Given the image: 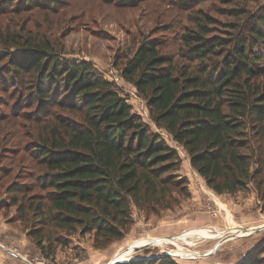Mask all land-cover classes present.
Wrapping results in <instances>:
<instances>
[{
	"label": "trees",
	"instance_id": "obj_1",
	"mask_svg": "<svg viewBox=\"0 0 264 264\" xmlns=\"http://www.w3.org/2000/svg\"><path fill=\"white\" fill-rule=\"evenodd\" d=\"M137 1L115 0L127 6ZM203 1L180 4L189 8ZM235 2H226L234 4L223 31L208 14L193 15L194 27L181 37L179 62L146 40L120 74L145 101L152 125L184 150L218 195L249 185L264 192V7L253 13ZM13 44L19 52L6 51L11 74L4 77L25 84L31 98L25 106L35 110L29 120L43 125L25 145L41 168L34 185L14 183L7 194L20 218L30 214L38 222L31 237L39 248L44 239L51 248L50 234L63 246L59 234L76 232L92 233L94 246L104 248L127 234L133 206L157 214L187 196L186 180L177 173L179 153L132 112L116 83L90 61L63 57L46 44ZM22 74L28 75L24 81ZM0 84L6 86L4 79ZM32 189L39 193L28 195ZM115 264L179 263L162 255ZM238 264L264 259L253 250Z\"/></svg>",
	"mask_w": 264,
	"mask_h": 264
},
{
	"label": "rangeland",
	"instance_id": "obj_2",
	"mask_svg": "<svg viewBox=\"0 0 264 264\" xmlns=\"http://www.w3.org/2000/svg\"><path fill=\"white\" fill-rule=\"evenodd\" d=\"M28 1L0 0V78L6 83L0 84V264H107L115 259L165 254L179 264H238L253 250L264 259V228L246 234L249 227L264 224V192L249 185L234 194L214 193L190 166L184 150L152 125L145 101L120 75L126 59L146 40L159 43L160 53L179 62L181 37L194 27L193 15L199 10L208 14L220 23L215 29L223 31V23L232 20L228 9L234 3L205 0L188 8L180 0H138L130 6L115 0ZM235 3L253 13L264 7V0ZM219 33L212 30L214 35ZM26 39L46 44L63 57L88 60L116 83L132 112L179 153L177 173L186 180L187 196H178L174 206L157 214L133 206L127 234L104 248L94 246L92 233L79 232L59 234L66 241L63 246L50 234L51 248L49 239L39 248L31 237V230L40 227L38 222L30 214L20 218L17 205L7 194L14 183L32 187L41 169L25 145L43 122L29 120V113L35 110L25 106L31 101L25 84L7 83L4 77L11 74L6 51L19 52L13 41L22 44ZM22 77L24 81L28 75ZM60 113L54 110V114ZM47 119L52 121L48 116L43 118ZM32 193L39 192L32 189L28 195ZM44 229L43 233L51 230Z\"/></svg>",
	"mask_w": 264,
	"mask_h": 264
},
{
	"label": "water",
	"instance_id": "obj_3",
	"mask_svg": "<svg viewBox=\"0 0 264 264\" xmlns=\"http://www.w3.org/2000/svg\"><path fill=\"white\" fill-rule=\"evenodd\" d=\"M262 228H264V224H262V225H260V226H257V227H254L251 231H252V233L253 232H255V231H257V230H260V229H262ZM221 242V241H220ZM219 243H217V245H218ZM216 245V246H217ZM216 246H214V248L210 251V252H212L215 248H216ZM166 255V254H165ZM205 255H208V254H205ZM132 259H134V258H127V259H115V260H112V261H110L109 263H107V264H115V263H117V262H126V261H130V260H132Z\"/></svg>",
	"mask_w": 264,
	"mask_h": 264
},
{
	"label": "crops",
	"instance_id": "obj_4",
	"mask_svg": "<svg viewBox=\"0 0 264 264\" xmlns=\"http://www.w3.org/2000/svg\"><path fill=\"white\" fill-rule=\"evenodd\" d=\"M258 226H260V225H258ZM255 227H257V226H255ZM253 228H254V227H249V228L247 229L248 231H247V233H246V234H251V233H252V231H251V230H252Z\"/></svg>",
	"mask_w": 264,
	"mask_h": 264
}]
</instances>
